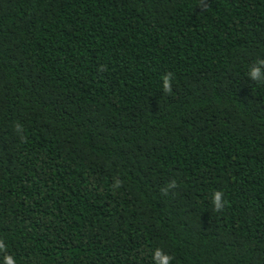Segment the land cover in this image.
I'll return each mask as SVG.
<instances>
[{"label":"trees","instance_id":"trees-1","mask_svg":"<svg viewBox=\"0 0 264 264\" xmlns=\"http://www.w3.org/2000/svg\"><path fill=\"white\" fill-rule=\"evenodd\" d=\"M260 60L264 0H0V260L264 264Z\"/></svg>","mask_w":264,"mask_h":264},{"label":"clouds","instance_id":"clouds-1","mask_svg":"<svg viewBox=\"0 0 264 264\" xmlns=\"http://www.w3.org/2000/svg\"><path fill=\"white\" fill-rule=\"evenodd\" d=\"M191 8L192 5H189ZM264 60H260L258 65L255 67H251L248 70V77L253 81H261L264 80ZM171 82L172 75L165 74L161 77V90L163 93L167 94L171 91ZM121 184L119 179L115 180L113 183V188H118ZM175 187V181L170 182L164 189L163 192L166 194L170 189ZM211 203L215 211H222L223 207L226 204L224 199V194L222 191H215L211 197ZM6 248L5 242L0 240V252H3ZM173 257L169 254L162 251L160 248H157L152 253V264H172ZM0 264H17L14 256L7 255L3 257V260H0Z\"/></svg>","mask_w":264,"mask_h":264}]
</instances>
